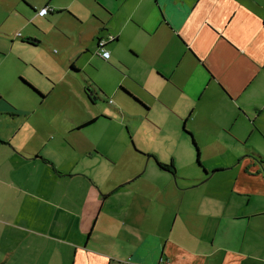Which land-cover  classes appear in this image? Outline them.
I'll list each match as a JSON object with an SVG mask.
<instances>
[{
  "label": "crops",
  "instance_id": "crops-1",
  "mask_svg": "<svg viewBox=\"0 0 264 264\" xmlns=\"http://www.w3.org/2000/svg\"><path fill=\"white\" fill-rule=\"evenodd\" d=\"M93 1L0 0V264H264V0ZM63 17L82 26L68 56L44 49ZM137 121L192 132L206 176L175 182Z\"/></svg>",
  "mask_w": 264,
  "mask_h": 264
},
{
  "label": "rangeland",
  "instance_id": "rangeland-1",
  "mask_svg": "<svg viewBox=\"0 0 264 264\" xmlns=\"http://www.w3.org/2000/svg\"><path fill=\"white\" fill-rule=\"evenodd\" d=\"M57 1H65V0H57ZM96 3L93 0H76V2L74 4V8L79 9L84 14H89L90 12H92V13L93 12H99L100 13L101 10L97 11L98 5ZM101 14H103V16H105L106 13L101 12ZM62 19H63L62 24H63L66 32H63V35L59 34L58 32H56L54 27H52V29L48 30L47 34L45 35V40H46L47 44H46V46H44V49H46V51L51 50L54 52V54H58L59 52H63L65 56H68L80 48V46H79V44H80L79 33L81 31L82 26L80 25V23L78 21L70 20V19H67L66 17H63ZM48 26L49 25H47L46 27H48ZM95 48H96V46H95ZM93 51L95 52L96 50H93ZM37 54H38V58L40 60L43 61V58L47 60V56L44 55V52H42L41 49L39 50V48H37ZM88 55L89 54H86V55L83 54L82 56H80V60H78V61L80 63H82L87 58ZM90 58H91V56H90ZM60 62H61L60 60H53V62H51V64L49 62L48 63L50 66H52L54 68H60V67H62L60 65ZM92 63H94V64L96 63V65H98V67L102 66L100 64V62L97 60L96 61L92 60ZM108 70L109 69H106L105 66H102V70H100V72H96L92 69V70H90V73L94 76V78H101L102 79L105 77ZM35 73L37 75H35L34 77L37 81H40L41 83L46 84V85H48L47 83H52V80L48 76H46L45 74H42L39 69L36 70ZM96 73H98V77H97ZM78 78L80 80V79H83L84 76L81 74ZM56 98L61 99L60 95H57V94L53 95L51 98L53 100L52 101L50 100V105L48 106V108L45 109V111H47L48 113H51V115H57L56 120L59 118L57 121L59 123H62V120H64V119H62L61 116L73 114L75 112L73 110L75 107H71L69 105L62 104L61 102H58L56 100ZM102 99H103V97H102ZM105 101H107V100H101V101L99 100L100 105L102 106V109L105 111L112 109L113 104L110 105L109 103H107ZM76 103H78V106L80 107V109H81V107H83L84 103L79 102V100H77V99H76ZM90 103H91V101H90ZM129 107L131 108V106H128V107L125 106L126 110ZM50 109H52V111ZM128 111L133 112V110H130V109H128ZM173 118L174 117H171V119H173ZM137 122H138V133H137V135H138L139 141L141 140L144 144L147 145V147H152V148L156 147V149H159V151H160L159 154L162 155L161 157H170V159L168 160L169 161L168 164H171V161H173V159L175 161V159H176L175 164H176V166H178L177 175L179 177L177 180H175V182L178 181V183H180L181 186L185 187V186L190 185L191 183H194V181H196V182L199 181L201 178L206 176L205 172L207 169H205L204 166H201L199 164L197 148L193 144L191 136L188 133H186L185 130H183L180 133V136H178V135H174L173 133H169L166 130L155 129L147 121H137ZM106 129H108V133H107ZM103 130L105 131V135L103 136L104 141L101 142V144H102L101 147H104L106 145H110L111 141H107V140H108V138H110L109 137L110 135L114 134V132L116 131V127H115V125H110L108 127H103ZM107 135H109V136H107ZM57 141H58L57 139L52 141L51 145H55ZM119 143H120V140L116 141L114 143V147H117ZM134 144H135V142H134ZM77 157H78V155H77ZM173 157H175V158H173ZM81 160H84V159H81ZM200 161H201V158H200ZM201 164H202V162H201ZM151 175L152 174H151L150 170H148L143 175H141L140 177H142V176L149 177ZM165 176L168 178L173 177L175 179L176 175L174 176V173L172 175L165 173ZM172 190H173V187H168L166 189V191H172ZM169 194H171V193H169ZM167 198H168V200L171 199L169 197H167ZM167 213L169 214L170 212H167ZM136 235H138V234H136ZM118 242H120V241H118ZM121 246H122V244L120 242L118 244V247H121Z\"/></svg>",
  "mask_w": 264,
  "mask_h": 264
},
{
  "label": "built area",
  "instance_id": "built-area-1",
  "mask_svg": "<svg viewBox=\"0 0 264 264\" xmlns=\"http://www.w3.org/2000/svg\"><path fill=\"white\" fill-rule=\"evenodd\" d=\"M49 10H50V8L48 6L43 7L38 11V14L41 16H44V15L48 14ZM114 39H115V37L110 35L107 39H100L98 42L99 53L101 56H103L106 59L109 58V56H110L109 50L106 49V44L109 41H112Z\"/></svg>",
  "mask_w": 264,
  "mask_h": 264
},
{
  "label": "trees",
  "instance_id": "trees-1",
  "mask_svg": "<svg viewBox=\"0 0 264 264\" xmlns=\"http://www.w3.org/2000/svg\"><path fill=\"white\" fill-rule=\"evenodd\" d=\"M49 13V12H48ZM36 41V40H35ZM185 131H186V133H188L190 136H191V138H192V141H193V144L196 146V148H197V151H199V147H198V145H197V142H196V140H195V137L193 136V134H192V132H190L189 130H186V128L184 129ZM200 155V153L198 152V156ZM199 160V159H198ZM167 166V165H166Z\"/></svg>",
  "mask_w": 264,
  "mask_h": 264
},
{
  "label": "flooded vegetation",
  "instance_id": "flooded-vegetation-1",
  "mask_svg": "<svg viewBox=\"0 0 264 264\" xmlns=\"http://www.w3.org/2000/svg\"><path fill=\"white\" fill-rule=\"evenodd\" d=\"M99 40H100V39H99ZM98 42H99V41H98ZM98 49H99V47H98ZM87 90L91 91L90 88H87Z\"/></svg>",
  "mask_w": 264,
  "mask_h": 264
}]
</instances>
